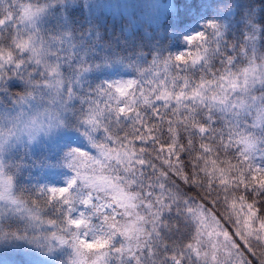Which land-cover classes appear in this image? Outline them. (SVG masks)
<instances>
[{
  "label": "snow or ice",
  "instance_id": "obj_1",
  "mask_svg": "<svg viewBox=\"0 0 264 264\" xmlns=\"http://www.w3.org/2000/svg\"><path fill=\"white\" fill-rule=\"evenodd\" d=\"M58 248L264 264V0H0V264Z\"/></svg>",
  "mask_w": 264,
  "mask_h": 264
},
{
  "label": "trees",
  "instance_id": "obj_2",
  "mask_svg": "<svg viewBox=\"0 0 264 264\" xmlns=\"http://www.w3.org/2000/svg\"><path fill=\"white\" fill-rule=\"evenodd\" d=\"M162 3H167L168 0H161ZM203 18L195 21V23L190 24L186 30L184 31L183 35L176 41L171 42V50L173 52H180L186 51L189 46L186 45L184 37L191 36L198 31L202 30V25L209 20H212L215 16V7L210 5L207 9L203 10ZM145 29L151 31L150 27L145 26ZM122 73L125 77H129L133 75L134 70L131 68H127V66L122 67ZM38 171V170H37ZM35 174V173H34ZM71 257V250L70 249H57L54 251L48 259L53 260L55 264H68V261Z\"/></svg>",
  "mask_w": 264,
  "mask_h": 264
}]
</instances>
